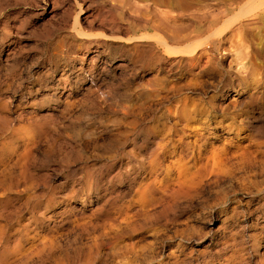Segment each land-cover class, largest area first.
<instances>
[{
    "label": "rangeland",
    "instance_id": "rangeland-1",
    "mask_svg": "<svg viewBox=\"0 0 264 264\" xmlns=\"http://www.w3.org/2000/svg\"><path fill=\"white\" fill-rule=\"evenodd\" d=\"M109 2L119 29L84 20L89 0L80 11L0 0V174L25 173L17 188L4 181L3 235L28 245L49 232L60 243L49 258L66 264H145L177 250L181 264H207L239 243L250 250L263 234L252 223H264V59L251 55L264 31L249 43L229 30L221 50L191 62L152 52L160 32L129 23L135 3L167 8ZM185 2L173 9L185 26L225 8Z\"/></svg>",
    "mask_w": 264,
    "mask_h": 264
},
{
    "label": "bare ground",
    "instance_id": "bare-ground-1",
    "mask_svg": "<svg viewBox=\"0 0 264 264\" xmlns=\"http://www.w3.org/2000/svg\"><path fill=\"white\" fill-rule=\"evenodd\" d=\"M102 1L108 4V8L105 9V7L100 6L94 12L92 5L95 3V0H89V3L85 7L87 10L83 14V19L87 20L89 17H93L101 24H109L112 29H119L121 25L118 24L117 17L112 14L116 7L115 4L110 3L111 1L109 2V0ZM152 1L153 4L161 5L167 9H159L154 6L150 10L146 4L135 3L133 4L134 9H132L129 15V23L133 27L149 25L152 29L160 32V34H155L157 39L156 45L153 43L149 45L154 53V50H162L169 57H173L180 52H184L188 53L191 62L193 60L195 62L203 54H208L209 59L212 51L221 50L224 36L229 30L233 31L231 34L232 39H239L240 37L249 43H255L259 38L258 33L264 31V0H219V3L225 7L224 9H218L216 12L209 14L192 15V23L189 26L179 24V16L173 13V9L184 8L187 4L186 0ZM72 2L73 5H79V0H72ZM71 8L73 9V7ZM235 8H239L240 12L238 11L237 14L229 15ZM78 11H80V5ZM248 16L247 21L242 20ZM256 23L260 24L256 25ZM88 24H91V22H88ZM236 24L238 26L235 29L233 26ZM256 28L258 29L256 30ZM263 40L261 39V41ZM251 55L253 59L256 57L264 59V44L261 43L260 47H254ZM118 65L120 66V64ZM21 156L23 155L19 152L14 158L20 161ZM12 163H14V159L4 162L5 166H10ZM6 178H9L8 183H13V186L17 188L20 186L17 183L20 179L25 181V173L19 172L17 175L9 170L0 174V195L2 189L4 191L9 189V186L3 187ZM162 190L165 192L166 188L160 189V192ZM17 192L21 193L22 190H17ZM72 192L75 194L77 191ZM73 193H67L65 195L66 199L72 198ZM33 197V194L28 193L25 202ZM82 200L84 201V199ZM51 202L53 200L49 199L48 203ZM49 206L50 204L47 205V207ZM13 212L16 214V217L19 216V210H13ZM8 222L7 219L5 223L0 224V264H45L46 261V264H66L61 257L49 258L54 248H60V243L53 239L49 232L45 234L33 233L30 243L24 245L23 240L20 238L10 241L8 239L10 235H3V231L10 228ZM252 225L254 229H262L261 232L263 234L255 230L250 250L245 251L241 243H239V250L235 249L229 256H223L221 261L215 260L207 262V264H264V223L262 224L261 221L255 219ZM28 226H30L29 221L22 225V227ZM223 254L225 253L221 252L218 255ZM181 255V250L170 251L164 257L161 255H149L145 260V264H181V261H183Z\"/></svg>",
    "mask_w": 264,
    "mask_h": 264
}]
</instances>
